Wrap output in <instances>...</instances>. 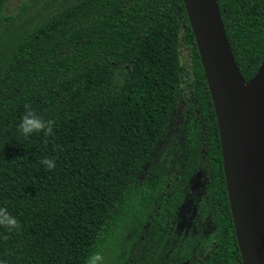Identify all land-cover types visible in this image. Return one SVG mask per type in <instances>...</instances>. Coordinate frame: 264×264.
Masks as SVG:
<instances>
[{"label":"trees","instance_id":"1","mask_svg":"<svg viewBox=\"0 0 264 264\" xmlns=\"http://www.w3.org/2000/svg\"><path fill=\"white\" fill-rule=\"evenodd\" d=\"M245 82L264 0H217ZM0 0L6 264H243L219 129L184 0ZM55 135L25 138V105ZM55 159L47 170L40 161Z\"/></svg>","mask_w":264,"mask_h":264},{"label":"water","instance_id":"2","mask_svg":"<svg viewBox=\"0 0 264 264\" xmlns=\"http://www.w3.org/2000/svg\"><path fill=\"white\" fill-rule=\"evenodd\" d=\"M184 4L216 113L242 261L264 264V60L254 78H263V86L247 101L241 90L247 82L235 61L218 1L184 0Z\"/></svg>","mask_w":264,"mask_h":264},{"label":"clouds","instance_id":"3","mask_svg":"<svg viewBox=\"0 0 264 264\" xmlns=\"http://www.w3.org/2000/svg\"><path fill=\"white\" fill-rule=\"evenodd\" d=\"M56 122L54 119L45 118L38 113L31 105H25L24 114L21 116L18 130L25 137L28 138L33 134H42L45 142L55 135L54 129ZM40 163L44 165L47 170H53L56 166L54 158L45 157ZM0 229L4 230L3 238L7 240L8 233H14L21 229V223L17 217L13 216L6 207H0ZM0 264H6V261L0 260ZM85 264H104V256L100 251L91 252L85 259Z\"/></svg>","mask_w":264,"mask_h":264},{"label":"bare ground","instance_id":"4","mask_svg":"<svg viewBox=\"0 0 264 264\" xmlns=\"http://www.w3.org/2000/svg\"><path fill=\"white\" fill-rule=\"evenodd\" d=\"M263 86V78H256L241 85V90L247 101H252Z\"/></svg>","mask_w":264,"mask_h":264},{"label":"rangeland","instance_id":"5","mask_svg":"<svg viewBox=\"0 0 264 264\" xmlns=\"http://www.w3.org/2000/svg\"><path fill=\"white\" fill-rule=\"evenodd\" d=\"M24 0H10L9 6H8V12L12 13L16 10L18 5Z\"/></svg>","mask_w":264,"mask_h":264}]
</instances>
